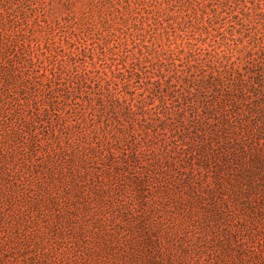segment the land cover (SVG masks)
Returning <instances> with one entry per match:
<instances>
[{
	"label": "rangeland",
	"instance_id": "obj_1",
	"mask_svg": "<svg viewBox=\"0 0 264 264\" xmlns=\"http://www.w3.org/2000/svg\"><path fill=\"white\" fill-rule=\"evenodd\" d=\"M0 264H264V0H0Z\"/></svg>",
	"mask_w": 264,
	"mask_h": 264
}]
</instances>
